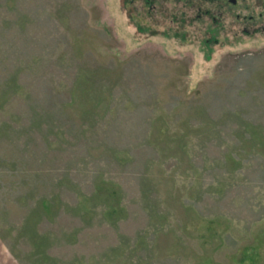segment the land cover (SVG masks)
Segmentation results:
<instances>
[{
	"label": "rangeland",
	"instance_id": "374dc122",
	"mask_svg": "<svg viewBox=\"0 0 264 264\" xmlns=\"http://www.w3.org/2000/svg\"><path fill=\"white\" fill-rule=\"evenodd\" d=\"M0 264H264V0H0Z\"/></svg>",
	"mask_w": 264,
	"mask_h": 264
},
{
	"label": "flooded vegetation",
	"instance_id": "af4514ba",
	"mask_svg": "<svg viewBox=\"0 0 264 264\" xmlns=\"http://www.w3.org/2000/svg\"><path fill=\"white\" fill-rule=\"evenodd\" d=\"M219 3H226V4H232V5H236L237 0H217ZM252 18V17H251Z\"/></svg>",
	"mask_w": 264,
	"mask_h": 264
}]
</instances>
